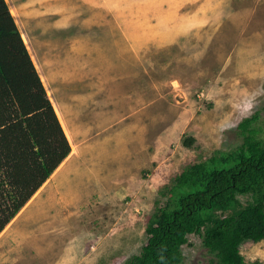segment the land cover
Wrapping results in <instances>:
<instances>
[{
  "label": "rangeland",
  "instance_id": "rangeland-1",
  "mask_svg": "<svg viewBox=\"0 0 264 264\" xmlns=\"http://www.w3.org/2000/svg\"><path fill=\"white\" fill-rule=\"evenodd\" d=\"M4 1L70 153L0 233V264H124L172 177L256 112L264 135V0ZM240 251L264 264V240ZM182 254L213 264L196 235Z\"/></svg>",
  "mask_w": 264,
  "mask_h": 264
},
{
  "label": "trees",
  "instance_id": "trees-1",
  "mask_svg": "<svg viewBox=\"0 0 264 264\" xmlns=\"http://www.w3.org/2000/svg\"><path fill=\"white\" fill-rule=\"evenodd\" d=\"M258 113L235 130L240 145L186 165L163 186L146 243L124 264H183L188 236L213 264L246 262L264 240V135ZM187 137L183 146L192 147ZM70 153L69 143L4 0H0V233ZM59 166V167H58ZM243 198V201L239 199Z\"/></svg>",
  "mask_w": 264,
  "mask_h": 264
}]
</instances>
